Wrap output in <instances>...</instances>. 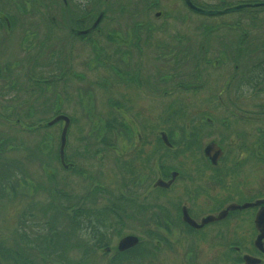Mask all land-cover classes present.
<instances>
[{"label": "flooded vegetation", "instance_id": "flooded-vegetation-1", "mask_svg": "<svg viewBox=\"0 0 264 264\" xmlns=\"http://www.w3.org/2000/svg\"><path fill=\"white\" fill-rule=\"evenodd\" d=\"M60 1V22L49 19L47 3L29 2L28 12L36 10L48 21L42 27L49 38L42 43L28 31L25 84L18 75L22 59L5 60L0 43V109L28 130L34 127L27 121L35 117L40 98L59 115L70 111L68 134L73 127L77 136L71 152L70 141L66 143L62 171L84 178L77 158L109 162L113 191L105 190L106 196L93 205L104 202L99 209L121 215L142 208L154 211L147 224L155 226V233L140 235L136 247L123 251L118 242L124 234L115 244L108 240L119 226L115 217L109 218L107 231L95 226L93 241L107 239L93 242L97 255L107 259L106 264L137 263L132 253L150 238L156 248L140 252L165 251L179 258L177 264H264V105L250 104L254 95L264 92V41L257 35L263 27L255 26L254 19L242 24L239 17L236 24H217L227 29L221 42L212 41L215 46L209 27L216 26H208L203 40L195 43L180 33L169 35L167 24L156 25L164 16L159 0H135L131 5L125 0L115 9L121 15L110 10L114 32L102 34L98 0ZM178 2L183 13L175 9L176 20L189 21V14L210 18L191 10L185 0ZM189 2L207 9L196 0ZM250 9L264 11L257 7L240 12L254 15ZM2 21L0 16V29ZM103 38L109 45H103ZM58 40L60 53L48 51ZM53 67L58 71L50 74ZM18 86L25 87V101L16 95ZM20 102L27 113L19 111ZM150 103L161 107L158 119L145 116L144 105ZM73 116L82 118L81 128ZM85 124L89 126L82 128ZM6 141L2 137L0 144ZM90 187L88 192L101 188ZM80 197L82 202L67 210L68 216L83 206Z\"/></svg>", "mask_w": 264, "mask_h": 264}, {"label": "rangeland", "instance_id": "rangeland-1", "mask_svg": "<svg viewBox=\"0 0 264 264\" xmlns=\"http://www.w3.org/2000/svg\"><path fill=\"white\" fill-rule=\"evenodd\" d=\"M125 0H98V13L99 16H102L103 20L100 23V27L102 29V34H106L108 32L113 33L112 23L109 20L110 16H112V12L110 11L112 8L115 10L117 8H121V5H118L119 2H123ZM198 3L205 4L206 6H234L235 2H241L245 0H196ZM30 0H0V16L7 17L11 30L8 31L6 26H2L0 29V43L1 54L5 60H11V58L19 57L22 61L21 68L27 65L25 58L26 53L29 52L28 43L25 44L27 40H30L29 32L37 35L36 41L44 43L48 40V29H44L42 26L45 25V22H48L43 14L39 13L36 10H31L28 12ZM46 4L45 10L49 15V19L54 17L57 22L62 21L61 16L64 15L61 10H63V6L60 0H39V3ZM129 2V0H126ZM135 0H130V5L134 4ZM72 3L73 0H72ZM159 8L164 12V16L156 19V25L161 26L162 24L168 25V34L175 35L182 34L189 38V40L198 43L202 39V32L207 29L208 26H216L209 27L210 36H211V44L215 46L214 42H221L220 35L226 27H219L224 23L236 24L239 21V17L244 24H251L254 19L255 26L263 27L264 31V11H260L258 13H254L251 9L248 11L254 15H244L242 12L233 13L229 15H223L219 17H210L204 18L197 14H189V21H182V17H179L176 20L174 10L180 9L181 4L178 0H159ZM138 9L137 7H135ZM180 13L182 10H179ZM117 13V11L115 10ZM183 13V12H182ZM74 13L71 11L68 13V18L72 19ZM117 15H121L118 14ZM121 19V18H119ZM201 19H205V21H201ZM205 26V29L201 27V24ZM57 24V23H56ZM123 24V23H120ZM220 24V25H217ZM52 34V32H51ZM50 34V35H51ZM115 35H121L115 33ZM122 34L121 36H123ZM257 35L261 37V40L264 41V32H258ZM58 40L53 45H50L48 51L54 49V51L59 54L60 48L62 45V41ZM103 45H109L106 39H101ZM51 42V39L48 43ZM221 48V47H220ZM89 49H86L88 51ZM15 55L12 57L13 53ZM48 56H45L46 61H48ZM50 61V59H49ZM48 61V62H49ZM81 60L77 61V66L79 71L81 70ZM75 64V60L73 61ZM58 66V64L56 65ZM216 67V66H215ZM20 68V69H21ZM19 69L18 75L20 80L25 84L26 83V67L23 72ZM58 71L54 67L51 68L50 74ZM49 72V71H48ZM59 85L56 87H51L55 91H57ZM50 90V89H48ZM17 97L21 100L27 98V93L25 91V87L20 89L18 86V90L16 93ZM55 98V97H54ZM247 99V98H245ZM34 105V118L27 121V125L34 126L32 129L28 130L23 128L22 125L14 124V116L9 114V111L0 109V139L2 137H7V141L4 143V152L0 153V160L2 164L6 166V176H10L9 182L12 184V188L10 185L7 186L4 184L5 190L2 191V196H0V246L3 248L11 247L13 250L17 251L18 248L21 250V254L31 253L30 259L33 264H58V261H54V258H50L51 260L42 261L41 256H37L39 253L35 247L32 249H28L21 245V241L19 238L20 233V216L22 212H30L34 215V219L39 222L47 221L45 224L48 226L49 220L52 218V210L56 207L61 209V214L59 216L58 225L63 229H66V222L68 221L67 217L69 215L67 209L69 206H76L80 202H82L80 195L85 196L91 188V184H96L101 186L103 190H107L110 193L113 191V186H111V182L113 181L112 176V167L111 163H102L100 164L94 160H83L81 158H77V164L80 168H82L86 174L84 178H81L75 172H65L62 171L60 163L57 158V149L59 145V135L62 129L59 126V123L52 125L50 128H47L45 121L52 118L53 114L56 112L53 109H48L44 107L42 99H38ZM138 104H142L138 102ZM190 107L189 112L191 114L190 108L192 106V100L190 99ZM250 104L255 105H264V92H259L254 95V99H251ZM21 113L23 111H28L26 106L23 105L22 102L19 103ZM145 116L148 118H152L156 115L158 119L161 107L159 105H155L154 103L145 104ZM74 111V110H73ZM24 112V113H25ZM70 112V111H69ZM69 112L67 113L69 115ZM72 112V111H71ZM27 113V112H26ZM79 111H74L73 114L78 115ZM260 113V112H259ZM202 117L205 116L203 113ZM199 112L196 114L198 118ZM77 120V125L79 126V122L83 125L84 121L81 117H75ZM40 123V124H39ZM37 124L39 126H37ZM89 125L85 124L82 128H87ZM162 127V126H161ZM73 128V127H72ZM79 128H81L79 126ZM76 129L71 130L69 133L68 140L71 144L68 146V151L72 150L74 147ZM118 146V144H117ZM83 158V157H82ZM73 160V158H71ZM24 179V182L21 181ZM67 179V181H66ZM82 179H88L87 181H83ZM15 193H12L16 190ZM55 189H58L61 193L65 194L67 197L63 200L62 204L58 202V196L55 195ZM64 191V192H63ZM76 202V204H75ZM75 204V205H74ZM104 202H101L97 205V208L103 206ZM131 215L130 220H126V224L122 230H117L116 235H110V239L108 240L110 243L115 244L121 234L129 235L133 234L135 236L140 237V235H145V233H155V226L153 224H147L150 218L154 216V211L143 208L137 210V212ZM145 217H149L145 219ZM27 220V219H26ZM34 220V221H35ZM35 221V222H36ZM42 225V223H38ZM18 230V232H17ZM29 235H31L35 240V235H47V231H36L35 229L28 230ZM86 240V235H82L80 237H76L68 235L65 239V246L63 248L66 251V264H106L107 259H104L102 256L97 255V249L93 247V244H90V247L87 248V244L85 246H76L74 241L80 242ZM147 244V245H146ZM210 245V243H209ZM155 249V241L154 239H150L146 241L144 245L141 246L140 249L146 248ZM178 247V246H174ZM144 250V249H143ZM140 252V250H139ZM142 253V255H141ZM140 257L133 260H139L137 263L132 264H177L176 261L179 260L177 257H173L170 254L165 253V251L161 253H153L150 255L149 253H143L141 251L139 253Z\"/></svg>", "mask_w": 264, "mask_h": 264}, {"label": "trees", "instance_id": "trees-1", "mask_svg": "<svg viewBox=\"0 0 264 264\" xmlns=\"http://www.w3.org/2000/svg\"><path fill=\"white\" fill-rule=\"evenodd\" d=\"M214 9V8H213ZM2 23L3 25H7L6 18L2 17ZM57 115L56 113L53 114V116ZM47 122V121H45ZM4 143L0 144V153L4 152ZM6 166L2 164V161L0 160V194L2 191L5 190L4 184L12 188V184L9 182L10 176H6ZM21 181L24 182V179ZM12 193H15L12 192ZM55 195L58 196V202L61 204V197H65L63 193H61L58 189H55ZM106 191L103 190V188L94 189L90 193L86 194L84 196L83 206L80 209H77V211H74L71 216H68V221L66 222V229L62 230V227L58 225V218L61 214V209L59 207H56L52 210V218L48 222V226H46L47 221L39 222L34 219V215L30 212H22L20 216L19 226H20V233L19 238L21 241V245L23 247L32 249V247H35L36 250L39 252L37 253V256H41L42 261L45 260H51L50 258H54V261H58V264H66L64 261L66 259V251L63 248L65 246V239L68 237V235L73 236L75 239L76 237H80L82 235H86V240L88 242H85L82 240L80 244L77 241H74V244L76 246H85L84 243L87 244V248L90 247V244L92 245L93 242L102 244L104 239L103 237L101 240L93 241L94 232H95V226L98 227V225H102V227L105 229L104 231H107L108 226L111 225V221L109 218L116 219V222L119 226L116 225L115 232L117 230H122L125 226L124 218H127L128 215H121L118 210L116 213H110L107 209L101 210L97 208V206H92L93 201H96L98 199H102L106 196ZM73 206L68 207L67 210L72 209ZM125 211V210H123ZM80 218H82V222L80 223ZM27 219V220H26ZM36 222H35V221ZM38 223H42V225H39ZM36 231L42 232L47 231V235H35V240L32 239L33 237L29 235L28 230L29 229H35ZM85 229V230H83ZM89 229V230H88ZM18 232V230H17ZM104 241H107V239H104ZM86 248V246H85ZM140 249V246L138 247L137 251ZM136 251V252H137ZM135 251L132 253L136 258L138 257L139 253H136ZM31 253L21 254L20 248L15 251L11 247L9 248H3L0 246V263L1 264H33V262L30 259ZM132 257V259L134 258Z\"/></svg>", "mask_w": 264, "mask_h": 264}, {"label": "water", "instance_id": "water-1", "mask_svg": "<svg viewBox=\"0 0 264 264\" xmlns=\"http://www.w3.org/2000/svg\"><path fill=\"white\" fill-rule=\"evenodd\" d=\"M187 6L193 10L196 13L202 14V15H222V14H227V13H232V12H236L239 11L245 7L248 6H252V5H239V6H235V7H231V8H226L224 10L221 11H214V10H202L199 9L197 7H195L194 5H192L189 0H185ZM255 7H264V3L261 4H254ZM99 18H101V16H99ZM59 121H64L65 125L61 131V135H60V147H59V158H60V162L62 164H64V148L66 145V135H67V130L70 124V120L65 117V116H57L56 118H54L51 122L48 123L49 126L59 122ZM187 217V216H186ZM188 218V217H187ZM188 221L191 225L192 222L189 220ZM263 237V236H261ZM139 239L133 235H128V236H124L118 243V250L119 251H123L126 249H130V248H134L136 247V245L139 243Z\"/></svg>", "mask_w": 264, "mask_h": 264}]
</instances>
